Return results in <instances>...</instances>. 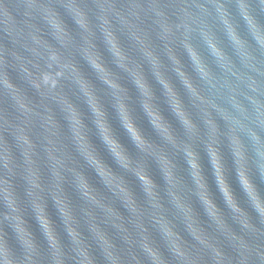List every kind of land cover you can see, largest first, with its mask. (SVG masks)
I'll return each instance as SVG.
<instances>
[{"label":"clouds","instance_id":"1","mask_svg":"<svg viewBox=\"0 0 264 264\" xmlns=\"http://www.w3.org/2000/svg\"><path fill=\"white\" fill-rule=\"evenodd\" d=\"M63 2L78 26L79 39L51 3L29 0L28 14H38L56 41V44L50 43L40 35L42 29L31 25L33 51L38 55L42 54L41 50L47 53V70L33 78L32 83L41 90L45 100L51 98L59 106L62 118L67 122V135L50 104H43V110L33 105L7 73L0 71V85L12 97L20 113L18 122L0 116V264H44L45 260L49 264H70L72 261L75 264H97V249L106 264H145V261L148 264H170L153 236V229L178 264H201L205 254L210 256L213 264H232L219 239L201 226L193 198L203 207L217 232L237 249L238 264H264V247L247 238L259 235L264 229L253 223L249 209L243 207L234 194L223 152L224 148L230 152L232 167L247 205L264 222V192L256 183L257 175L264 180V58L257 55L264 53V23L254 15L248 0H237L239 14L247 26L246 36L241 34L224 0L181 5L179 23L170 22L164 6L155 3L149 6L160 26V35L166 41L178 39V32L183 29L182 43L198 79L185 71L171 44H168L167 51L195 113L185 104L167 75L164 62L132 19L139 18L143 5L133 4L132 10L125 13L111 0H100L94 22L78 0ZM3 15L5 23L11 24L7 9ZM113 17L131 30L143 60L150 65L152 74L162 86L182 134L162 114L143 65L133 60L121 46ZM209 17L223 26L234 56L221 46L209 24ZM97 30L102 34L115 64L136 86L140 105L159 142L150 139L137 126L128 103V89L106 66L97 50ZM193 31L201 34L215 58L219 73L191 43ZM75 52H79L97 78L107 86L120 123L138 150V156L131 155L114 134L94 85L73 58ZM24 71L32 75L27 66H24ZM61 78L71 80L78 88L91 112L96 134L120 172L114 171L97 152L80 107L70 96L58 90ZM35 125L42 129L37 137L33 135ZM6 132L11 133L13 142L8 140ZM66 139L84 164L95 171L105 188L113 194V200L106 199L90 182L84 167L70 151L69 144L65 143ZM201 148L207 152L216 184L232 219L241 226L239 234L228 223L209 190L201 164ZM180 156L187 165L184 170L187 177L178 165L177 157ZM150 162L158 167L163 188L153 178ZM127 174L138 181L143 200L138 198L126 178ZM18 177L23 181V196L17 190ZM66 183L73 186L83 201L79 213L65 188ZM49 199L58 210L69 243L65 242L57 222L49 214ZM116 200L129 213L127 217L115 207ZM29 216L38 223L46 249L33 230ZM173 217L183 222L188 235L200 246V253H194L188 246ZM82 224L86 225L89 235H85ZM105 225L117 230L126 247L117 245Z\"/></svg>","mask_w":264,"mask_h":264},{"label":"water","instance_id":"2","mask_svg":"<svg viewBox=\"0 0 264 264\" xmlns=\"http://www.w3.org/2000/svg\"><path fill=\"white\" fill-rule=\"evenodd\" d=\"M44 3H51L58 12L64 17L70 29L73 31L75 35H77V39H79V30L78 26L75 24L74 20L68 14L67 9L64 7L63 0H43ZM78 2L85 7V9L89 12L90 17L96 22V14L99 11L98 3L100 0H78ZM111 2L115 3L116 7L125 13L132 10L133 4H141L143 5V10H141L139 18L132 17L133 20L137 23L138 27L142 30L143 34H146L147 40L149 41L151 47L158 53L161 60L164 62L167 75L170 77L172 82L175 84L178 92L181 97L184 99L185 104L195 113V109L192 107L189 97L179 79L175 71L173 70L172 61L169 59L167 46L171 44L173 49L175 50V54L181 59L184 65V69L186 72L192 75L194 79H198L197 74L193 68L190 56L183 46V29H180L178 32V39L173 41H166L160 35L161 29L160 26L156 23L155 14L149 10V6L152 4H159L164 6V10L168 14V18L170 22L179 23L181 16V5L189 4L193 5L196 2H206V0H111ZM249 4L252 7L254 15H256L257 19L264 23V0H248ZM224 3L228 5L229 10L233 14L234 20L238 23L239 30L242 35H247V26L242 16L239 14L238 2L237 0H224ZM29 0H0V57L3 58V62L0 63V71L6 72L9 79L27 96V98L33 103V105L40 107L43 110V104H50L55 110L58 119L61 120V123L64 125V132L67 135V122L63 120L62 113L60 112L59 106L51 100V98L45 100V98L41 95V90L37 89L32 83V79L38 77L40 73L44 70H47V53L41 50L42 54H37L33 51L35 47L34 42L31 38V32L33 31L31 25L35 24L37 27L42 29L40 35H42L45 39H47L50 43L56 44L54 38L49 34L47 26L39 15H29L28 8ZM211 7V5H210ZM4 9H7L8 13L11 16V24L5 23V17L3 15ZM213 11H215L213 9ZM209 24L211 25L212 31L215 33L218 40L221 42V46L227 51L230 55L234 56V51L231 46L230 41L223 29V26L219 21L215 20L213 17L208 18ZM113 24L115 25V30L117 36L119 37L121 46L126 50L128 55L136 61H139L143 65V70L145 75L147 76L149 82L152 84L156 98L157 104L159 105L162 114L173 124L174 128L178 131V133L182 134V128L175 118L174 114L171 112L170 107L166 102V98L163 93L162 86L157 82L154 75L151 72L150 65L143 60V56L137 41L131 35V30L121 25L120 21L113 17ZM11 29V30H10ZM191 43L198 48L203 57L208 61L210 67L219 73V68L215 64V58L211 55L210 51L207 48L201 34L199 31H193L190 34ZM97 50L101 54V57L106 64L120 79V82L124 87L128 89L129 95V106L132 109V115L135 119V122L138 127L144 132L146 136L150 139H153L156 142H159V137L155 133L152 128L148 117L144 113L140 102H139V92L134 85V83L129 78L128 74L120 69L114 62L112 54L109 52L107 46L104 43L103 36L97 30V39H96ZM58 46V45H57ZM75 51V50H73ZM72 54V53H68ZM257 55L264 58V53H257ZM78 63L81 72L85 75V77L91 81L96 89L97 95L100 97L103 102L105 109L108 113V119L113 129L114 134L119 139L121 144L128 150V152L133 156H138V150L135 145L132 143L127 131L123 128L120 123V120L117 116L116 110L113 107L112 98L109 94L107 86L104 85L96 76L94 70L90 67V65L85 61L79 54V52H75L73 57ZM24 66H27L29 71L31 72V76H29L28 72L24 71ZM58 90H62L66 95L70 96L72 100L80 107L81 111L84 114L85 122L88 124L90 129V139L92 140L94 146L97 149V152L100 154L101 158L107 163L110 167L113 168L114 171L120 172L121 169L116 164L111 154L108 152L107 148L104 146L99 136L96 134V129L94 124L92 123L91 112L85 103L82 95L80 94L78 88L72 83L71 80L66 78H61L60 87ZM0 116L7 117V119L18 122L20 113L17 111L16 106L12 97L6 93L3 86L0 85ZM221 123H223L221 121ZM42 132V129L39 125H35L33 128V135L37 137ZM10 142H13V137L11 133L6 132ZM66 144H69L70 151L73 152V155L76 156L79 164L84 167L86 174L88 175L90 182L97 188V190L105 196L108 200H113V194L105 188V186L100 181L99 177L95 173V171L91 168H88L82 158L75 153L74 149L71 147L70 141L65 140ZM201 164L203 166L204 174L207 178V182L209 185V190L212 193L215 202L224 212L228 223L232 225L233 229L239 234L241 233V226L232 219L231 211L226 206L223 196L220 193L218 186L215 181V177L213 174V170L211 167L210 160L208 158L206 150L201 148ZM225 164L228 169V180L233 189L234 194L237 196L241 205L249 209L253 223L260 229H264V222L261 221L259 214L255 212L253 209L249 207L246 203V198L244 193L242 192L240 185L238 183V179L236 177L234 168L232 167V159L230 152L227 148L223 149ZM17 156L19 157V152L17 150ZM178 165L182 170V174L187 177L186 171L187 165L183 160V157H177ZM150 170L152 172L153 178L161 184L163 188V179L160 175L158 167L154 162H150ZM45 175L47 172L45 170ZM126 178L128 179L130 185L133 187L139 199L143 200V192L139 187V183L134 176L131 174H127ZM190 180V177H189ZM256 183L258 188L264 192V180H261L259 176L256 177ZM65 188L71 197L74 207L79 210L83 205V201L81 200L79 194L75 191L73 186L70 183H66ZM17 190L23 196L24 194V185L23 181L18 177L17 178ZM194 208L196 209L201 226L208 232L210 235H213L219 239L220 245L223 248L225 254L231 258L232 264H238L239 253L236 248L232 246V244L223 237L220 233L217 232L215 225L211 222L210 218L205 213L203 207L199 204L195 198H193ZM115 207L118 208L119 211L125 217L129 215L127 210L123 207L122 203L118 200L115 201ZM48 211L51 215L52 219L57 222L59 226V230L62 232L65 242L69 243L67 239V234L63 232L62 228V220L58 214V210L55 208L54 202L49 199L48 202ZM30 222L33 226V230L36 232L37 236L41 238L44 243V247L46 249V242L43 241L41 233L39 231V225L35 221L34 217L29 216ZM175 220L177 230L185 237L188 246L192 248L194 253H200V246L188 235L185 230V225L179 219ZM110 234L113 235L116 243L120 247H126L123 244L122 239L117 233V230L110 225H105ZM151 227V226H150ZM82 230L85 232V235H89L86 225L82 224ZM10 231V230H9ZM153 236L161 246V250L164 252L166 258L169 259L170 264H178V262L171 256L168 252L167 248L163 245L158 232L153 229ZM248 239L253 240L255 243H258L262 247H264V232H261L259 235L247 236ZM97 256V264H106L101 253L97 249L95 251ZM44 264H49L47 260H45ZM70 264H75L74 261L70 262ZM145 264H148L145 261ZM201 264H213L210 256L204 255Z\"/></svg>","mask_w":264,"mask_h":264}]
</instances>
